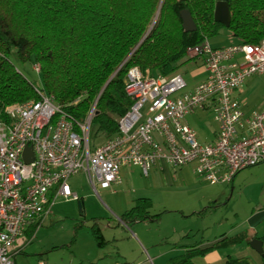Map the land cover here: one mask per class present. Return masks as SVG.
<instances>
[{
	"label": "built area",
	"instance_id": "built-area-1",
	"mask_svg": "<svg viewBox=\"0 0 264 264\" xmlns=\"http://www.w3.org/2000/svg\"><path fill=\"white\" fill-rule=\"evenodd\" d=\"M187 57H200L207 71L193 89H186L178 72L152 75L131 67L125 90L133 104L119 120L118 133L93 149L96 101L81 123L39 87L37 99L0 103V264H17L27 229L41 225L58 197L80 199L68 180L81 171L98 192L97 187L114 190L121 183L122 166L138 165L148 175L159 163H195L198 175L216 184L264 164V104L246 113L233 94L248 77L264 74V39L226 47H214L206 39L188 47ZM34 68L41 72L39 63ZM197 109L213 113L219 126L214 140L202 142L187 122L186 116ZM28 146L33 151L29 162L24 157ZM38 264L52 263L41 259Z\"/></svg>",
	"mask_w": 264,
	"mask_h": 264
},
{
	"label": "trees",
	"instance_id": "trees-1",
	"mask_svg": "<svg viewBox=\"0 0 264 264\" xmlns=\"http://www.w3.org/2000/svg\"><path fill=\"white\" fill-rule=\"evenodd\" d=\"M217 0H0V103L3 106L37 99V86L10 59L41 65L46 93L77 123L93 104L94 139H109L133 104L125 90L128 70L139 66L152 75H170L187 57V49L217 34L225 25L215 21ZM228 27L239 43L264 39V0H229ZM191 12L197 28L186 31L180 12ZM181 61V63H180ZM90 132V136H91ZM95 147V146H94ZM152 200L138 197L121 220H157ZM30 226L26 234L37 229ZM100 238L102 234L94 230ZM246 232L227 236L211 248L244 241ZM101 243V242H100ZM210 249V248H209ZM208 248L199 243L170 258L169 264H200L196 256ZM210 264V263H205ZM222 264H264L251 257H228Z\"/></svg>",
	"mask_w": 264,
	"mask_h": 264
},
{
	"label": "rangeland",
	"instance_id": "rangeland-1",
	"mask_svg": "<svg viewBox=\"0 0 264 264\" xmlns=\"http://www.w3.org/2000/svg\"><path fill=\"white\" fill-rule=\"evenodd\" d=\"M209 40L215 46L238 43V38L227 26L211 35ZM10 59L27 80L39 88L44 87L43 73L35 70V62L21 61L15 52ZM191 66L185 61L177 70L189 82ZM186 119L202 141L213 139L214 130L219 127L209 110L197 109ZM91 132L93 149L106 138L100 135L94 139L93 127ZM195 168V163L181 167L167 164L163 169L153 166L145 175L138 165L122 166V182L114 185V191L99 192L93 189L84 172L72 175L68 182L83 204L81 200L58 197L52 213L37 227L34 237L31 239L32 235L26 234L22 238L26 244L16 255L17 264H38L41 259L52 264H109L114 260L169 264L170 258L184 252L186 246L223 234L233 236L246 224L242 210H252L249 196L259 199L258 177L252 175L254 167L244 172L248 188L240 199H231L217 207L206 203L203 186L210 183L198 175ZM138 197L152 200L151 213L160 214L157 220L130 223L121 220V215ZM95 229L102 234L100 238ZM229 252L234 256V250Z\"/></svg>",
	"mask_w": 264,
	"mask_h": 264
},
{
	"label": "crops",
	"instance_id": "crops-1",
	"mask_svg": "<svg viewBox=\"0 0 264 264\" xmlns=\"http://www.w3.org/2000/svg\"><path fill=\"white\" fill-rule=\"evenodd\" d=\"M210 43L214 47H226L232 45L231 43L226 46H215L212 42ZM233 44H237V43H233ZM187 61L192 65L191 66L192 70L190 71L191 81L189 82L184 78L187 82L186 89H193L196 86V84L207 78V71L203 64V60L200 57L191 58ZM233 94L235 97H237L242 101L243 109L245 110L246 113H251L254 110L260 109L264 104V74H256L248 77L245 83L241 87L237 88ZM242 130L244 133H246L244 127H242ZM217 132L218 129L214 130V137L211 140H214L216 138ZM211 140H207V141L201 140V141L208 142ZM155 166H160V168L163 169L167 166V164L159 163ZM251 167H254L252 175L256 174V176L258 177V180L256 181H258V185L260 188L258 193L259 199L256 200L254 199V197L249 196V204L252 206V210H250L249 212L242 210V212L245 214L242 215V217L245 216L243 221L246 224H243L242 227L244 228L240 229L239 227L240 230L235 232V234H237L244 231L248 234V237L242 242H239L237 244H232L223 248L221 247L211 248V247H213L217 242L221 241L223 238L227 237L228 236L227 234H223L222 236L213 239H208L198 242L200 248L202 249L208 248V251L206 252L205 255L196 256L194 258L195 262L200 264H205V263L222 264L228 257L233 255L229 252V251L233 252V250H234L233 257L248 256L251 257L257 263H259L262 260L264 256V164H258L247 168H251ZM247 168L239 171L234 176V178L229 182L216 183L213 185H211L212 183L209 182L210 185L209 184L204 185L203 188L206 189V195H207L206 203H210L211 204L210 206L215 205L217 207L231 201V199L238 201L242 196V193H244L245 190H247L248 188V185L246 184L248 178L246 177V174H244ZM97 188H98V192L100 190L109 189V188L105 189L101 187H97ZM79 200H81L80 203L83 204L81 197ZM210 206L208 204V207ZM238 215H240V213H238ZM254 237H258L263 240L261 253L250 244V240ZM187 247L188 246H186V248ZM223 251H227L226 252L227 254H224ZM121 261L123 260H114L109 264H114Z\"/></svg>",
	"mask_w": 264,
	"mask_h": 264
},
{
	"label": "water",
	"instance_id": "water-1",
	"mask_svg": "<svg viewBox=\"0 0 264 264\" xmlns=\"http://www.w3.org/2000/svg\"><path fill=\"white\" fill-rule=\"evenodd\" d=\"M229 0H217L215 11H214V19L215 21L223 23L225 26L229 27L230 26V21H231V14L229 10V5H228ZM182 21H183V28L186 31H193L197 28L196 23L193 19V16L191 12L187 9H183L180 12ZM24 157L26 161H31L33 158V151H32V146H28L24 152ZM250 244L258 250L260 253L262 252V244L263 240L254 237L250 240Z\"/></svg>",
	"mask_w": 264,
	"mask_h": 264
}]
</instances>
